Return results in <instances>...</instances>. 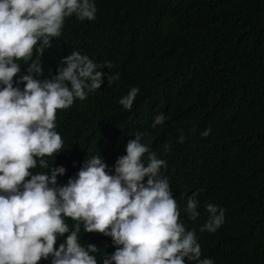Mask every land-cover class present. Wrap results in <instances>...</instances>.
Instances as JSON below:
<instances>
[{"label":"clouds","instance_id":"clouds-1","mask_svg":"<svg viewBox=\"0 0 264 264\" xmlns=\"http://www.w3.org/2000/svg\"><path fill=\"white\" fill-rule=\"evenodd\" d=\"M188 1L0 0V264H238L240 244L264 264V124L239 81L261 12ZM118 46L161 58L179 93L99 55ZM192 140L219 201L176 195ZM232 200L250 210L225 243Z\"/></svg>","mask_w":264,"mask_h":264},{"label":"trees","instance_id":"trees-1","mask_svg":"<svg viewBox=\"0 0 264 264\" xmlns=\"http://www.w3.org/2000/svg\"><path fill=\"white\" fill-rule=\"evenodd\" d=\"M160 0H127V5H133L134 7H139L141 5L149 8V10L155 9L157 6L155 3ZM163 1V0H162ZM254 3L261 15L259 16V21L256 24L253 34L255 35V42L252 44L249 52L242 59V73L241 77L239 76V81L242 80L245 91L250 95V102L246 106L245 115L250 120L253 126H259L260 124H264V0H250ZM185 3L189 5V1L185 0ZM61 45V43H60ZM58 46L52 51H49L45 54L47 59H50L53 56H56L59 50ZM105 57L106 60L114 62L121 73H124L128 70H131L132 73L137 74L136 82L138 84H144L147 81V78H142L140 76L141 71H147V77L152 72L154 79L161 87L162 90L167 94L179 93L175 85L166 81L164 75L160 72L162 66V59L158 58L157 60H153L149 55L146 57H142L140 54H135L131 52V50L125 47H114L108 52L99 53ZM97 58V56H95ZM170 66V71L179 70L177 67ZM156 69V70H155ZM153 70H155L153 72ZM46 73L48 71H45ZM206 79L207 77L204 76ZM261 103L263 109L259 115H256L253 112V109L256 104ZM91 103L83 105L80 107V111L82 113H86L90 110ZM103 120V119H102ZM60 125L65 133L69 134L71 132V124L69 119L63 117L60 119ZM198 148V144L195 140H192L188 144V150H186L180 157L173 160V168H172V180L176 187V190L179 194H176L180 199L187 198L193 191L189 190H200V195L208 200L219 201L225 193L224 186L217 182L215 183L211 189H205V182L200 179L199 164L201 162L199 158H195L196 150ZM200 207L199 211L202 210L201 202L203 199H199ZM204 208V206H203ZM249 208L244 207L239 200H232L228 203V222L226 228L221 233L222 240L227 243L229 239V229L233 227H239L242 219L248 214ZM256 212L255 210L252 213ZM253 251L255 253H263L264 247L259 244L253 243ZM220 254L227 257L228 250H220ZM244 254V246L240 244V255L237 258L238 264H245L242 260ZM250 262H254L256 260L255 254H252L249 259Z\"/></svg>","mask_w":264,"mask_h":264}]
</instances>
